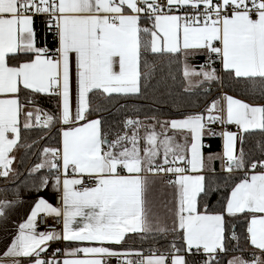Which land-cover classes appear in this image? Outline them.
Returning <instances> with one entry per match:
<instances>
[{"label": "snow or ice", "instance_id": "snow-or-ice-1", "mask_svg": "<svg viewBox=\"0 0 264 264\" xmlns=\"http://www.w3.org/2000/svg\"><path fill=\"white\" fill-rule=\"evenodd\" d=\"M0 178V264H264V0H0Z\"/></svg>", "mask_w": 264, "mask_h": 264}, {"label": "trees", "instance_id": "trees-1", "mask_svg": "<svg viewBox=\"0 0 264 264\" xmlns=\"http://www.w3.org/2000/svg\"><path fill=\"white\" fill-rule=\"evenodd\" d=\"M36 27L39 31H43V25L41 23L40 20H37L36 22ZM47 41L49 43V45H52L53 44V36L52 34H48L47 35ZM198 63H202L201 61L198 62ZM224 90H227L229 92V94L231 95H236L238 96V98H244L246 99L248 102H254V103H259V99H253L251 96H247V95H242L239 90L237 91H232L230 89H224ZM120 103H125V101H120ZM126 103L129 105L128 109H127V114L128 115H132L133 114V108L132 106L133 105H136V106H140L142 104H148L149 101H144V100H128L126 101ZM43 108L47 109V110H53L55 108V100H52V101H45L42 105H41ZM119 105L117 104L116 107H118ZM144 111H147V108L144 109ZM113 112L115 113V109H113ZM119 115H123V113H120ZM39 133L38 132H34L33 133V136L36 137L38 136ZM53 136H55V133L52 134ZM261 137L259 135V133H255L253 134L252 136L248 137V142H249V146H252L257 140H259ZM205 141H208V143H210L212 145V151H220V146H221V139L219 137H215V138H212V139H206ZM40 145H44V146H56V141L55 139H45V140H41L40 141ZM39 147V145H38ZM36 149L34 148L33 149V152H35ZM23 152V150H21V153ZM207 152V150H206ZM21 153H17V157H18V160H17V163L15 166H19L20 165V159L19 157L21 156ZM37 160V157L35 155H31L29 154L27 157L24 158L23 160V166L20 167V171L23 172L25 175L22 176L20 179L21 180H24L26 177H27V173H26V169L33 163ZM17 183H19V181H17ZM29 183H30V180H29ZM7 188L8 189V195L9 197L11 198L15 188H16V184H14L12 182V180H9V181H5L3 178H0V198L3 197L4 195V189ZM36 192L33 190L31 193H29V190L27 188L23 189L22 193H21V198H25V197H33V196H36ZM215 197H213V202H215ZM239 230V229H238ZM162 244L163 242H161V245H154V246H157V247H161V250H163V247H162ZM128 245L129 246H133L135 245L136 247H140V242H139V239L137 238L135 241L133 240H129L128 241ZM149 247V243L148 242H145L143 244V248L145 250V253H147V249Z\"/></svg>", "mask_w": 264, "mask_h": 264}, {"label": "crops", "instance_id": "crops-1", "mask_svg": "<svg viewBox=\"0 0 264 264\" xmlns=\"http://www.w3.org/2000/svg\"><path fill=\"white\" fill-rule=\"evenodd\" d=\"M203 62L201 60H197L198 62ZM235 127V126H234ZM236 130V129H235ZM222 150V141L220 146V151ZM215 167L217 170H219L220 164L219 161L216 162ZM41 195L44 196L45 199H47L50 203H52L54 206V199L55 196V190L49 187L48 189L43 190ZM24 201L23 205H16L15 208L12 210V215L10 216L8 222L0 221V253L4 250V243L5 241L11 240V238L14 237L15 232L18 231V225L20 223H23L27 215L30 214L31 206H33V201L36 199V196L33 197H25L21 198ZM18 209V210H17ZM61 227H62V221H61ZM38 231H42L41 229H37ZM112 264H116V261L113 259Z\"/></svg>", "mask_w": 264, "mask_h": 264}, {"label": "built area", "instance_id": "built-area-1", "mask_svg": "<svg viewBox=\"0 0 264 264\" xmlns=\"http://www.w3.org/2000/svg\"><path fill=\"white\" fill-rule=\"evenodd\" d=\"M220 130H222V129H220L218 127L217 131H220ZM227 130L235 131L234 125L233 126H229ZM205 143L208 144V141H205ZM54 204H55V206H57L59 204V197L58 196H55ZM48 227H56L59 230L61 228V223L57 224V222H56V220L54 218L49 219L47 221V224H45V222L42 219H40L38 221V228L41 229L42 231L46 230Z\"/></svg>", "mask_w": 264, "mask_h": 264}]
</instances>
